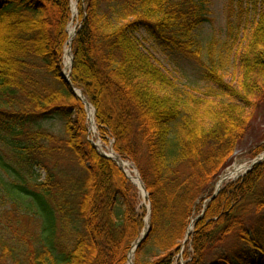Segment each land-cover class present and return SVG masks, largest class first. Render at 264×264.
<instances>
[{"label": "trees", "instance_id": "obj_1", "mask_svg": "<svg viewBox=\"0 0 264 264\" xmlns=\"http://www.w3.org/2000/svg\"><path fill=\"white\" fill-rule=\"evenodd\" d=\"M234 8L247 18L238 104L182 97L141 50L144 34L170 56L204 55L201 77L221 86V51L233 44L215 54L211 37L201 47L207 0H79L68 81L70 0H0V264H126L144 228L136 189L87 140L74 89L148 194L149 228L132 264H172L197 215L185 264H264V161L211 198L264 117V0H228ZM227 30L230 38V22ZM50 120L61 133L42 128Z\"/></svg>", "mask_w": 264, "mask_h": 264}, {"label": "rangeland", "instance_id": "obj_2", "mask_svg": "<svg viewBox=\"0 0 264 264\" xmlns=\"http://www.w3.org/2000/svg\"><path fill=\"white\" fill-rule=\"evenodd\" d=\"M79 0H70V10L71 18L67 26V41L69 39V30H77L79 26L78 16H77V3ZM208 6L210 9L209 22L206 23L202 28L197 32V37L203 48L206 43H208L212 38L214 42L213 52L215 54L219 53L223 44H233L232 49L228 51L226 47L221 51L223 53L222 68L224 69L220 77L222 78V84L211 82L209 80H204L201 76L200 69L206 64V58L202 55V60H198L195 57H184V56H170L168 53L161 51V49L155 45L149 38L144 34L139 35L141 50L149 55V57L154 61V63L164 71L171 81L174 82L176 86L177 93L182 97H196L198 99L204 100H224L232 103H240V99L236 95L238 92V76H239V49L237 50L238 45L240 46L241 40L244 36V28L247 26V18L243 14L242 20L238 18L239 12L233 9V12L227 9L228 0H207ZM231 24L232 35L229 38L228 36V23ZM66 41V42H67ZM206 50V46L203 48ZM203 51V54L205 52ZM71 52L70 46L67 43L63 51L62 59V71L65 75L69 72L70 64H67L66 59ZM71 56V55H70ZM92 109V108H91ZM93 111V110H92ZM86 124H87V140L91 143H95L96 150L99 154L102 152H107L112 150L113 140L109 137L104 139L101 138L97 130L95 120L93 122L89 121V108L86 109ZM262 116V115H261ZM42 128L59 134L62 132L63 123L60 120H50L41 123ZM257 145L264 146V117L257 120L256 123H253L251 130L247 135L242 139V141L234 149L229 165L223 170L222 174L216 181L214 185V190L218 191L227 183L231 181H236L241 176L245 175L246 172L251 169V166L254 161L263 162L264 161V149L256 156L250 155V150L255 148ZM114 152V151H113ZM115 153V152H114ZM116 154V153H115ZM117 155V154H116ZM118 156V155H117ZM119 157V156H118ZM120 158V157H119ZM122 159V158H121ZM131 164L133 167L132 171L139 177L138 171L134 164L128 160L122 159ZM116 164V163H115ZM117 165V164H116ZM119 168V166H118ZM120 169V168H119ZM236 169L240 171L234 173ZM121 170V169H120ZM43 177V172L40 171ZM122 174L127 178L132 186L137 191V201L138 206L137 210L140 212L141 208L146 211V216L143 219L144 228L140 232L141 234L145 231H148L149 228V214L150 207L148 202V197L140 191V189L132 182V180L121 170ZM233 173V174H232ZM231 174V175H229ZM42 179V178H41ZM223 179V180H222ZM222 180V181H221ZM221 181V182H220ZM259 188L264 189V177L259 181ZM198 215L190 221V227H187L186 232H189L191 235L195 220L198 219ZM139 236V237H140ZM187 240L181 242L180 249L176 255H174L172 264H185L186 260L184 259V254L188 250L190 251V245L185 244ZM133 247V244H132ZM134 254L131 258L133 261ZM128 264V262L126 263Z\"/></svg>", "mask_w": 264, "mask_h": 264}, {"label": "bare ground", "instance_id": "obj_3", "mask_svg": "<svg viewBox=\"0 0 264 264\" xmlns=\"http://www.w3.org/2000/svg\"><path fill=\"white\" fill-rule=\"evenodd\" d=\"M74 35V30H69V36L70 38H72V36ZM70 59H71V56L69 54V56H67V59H66V63L67 64H70ZM89 118H90V121L92 120V111L89 112ZM106 154L110 155L111 157L113 158H116L113 154V152L111 150H108L106 152ZM119 165L120 167L123 169V171L125 172V174L132 180V182L140 189L141 187V184H140V181H139V177L134 173V171H132L133 167L131 166L130 163L126 162V161H120L119 162ZM240 170L239 169H236L234 171V173H238ZM233 174V173H232ZM231 175V174H229ZM142 189V187H141ZM140 189V190H141Z\"/></svg>", "mask_w": 264, "mask_h": 264}, {"label": "water", "instance_id": "obj_4", "mask_svg": "<svg viewBox=\"0 0 264 264\" xmlns=\"http://www.w3.org/2000/svg\"><path fill=\"white\" fill-rule=\"evenodd\" d=\"M72 40H73V38H70V39H69V43H70V44H71ZM71 63H72V58H71V60H70V65H71ZM70 68H71V66H70ZM69 73H70V72H69ZM69 73H68L66 76H64L65 79H66L67 81H68V78H69V75H70ZM74 92H76V94H77L79 97H81V94H80V93H77V91H74ZM84 102H86V101L84 100ZM86 106H88V104H86ZM105 157H108V156H105ZM108 158H109V157H108ZM140 184H141V187H142L143 192L146 194V190H145L144 186L142 185L141 182H140ZM187 235H188V234H187ZM144 237H145V232L142 234L141 238L136 242V244H135V246H134V249L137 248V246L141 243V241L144 239Z\"/></svg>", "mask_w": 264, "mask_h": 264}]
</instances>
